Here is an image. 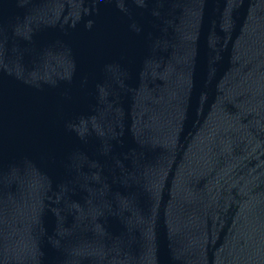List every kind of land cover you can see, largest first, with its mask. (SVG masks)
Returning <instances> with one entry per match:
<instances>
[{
	"label": "water",
	"instance_id": "95a60500",
	"mask_svg": "<svg viewBox=\"0 0 264 264\" xmlns=\"http://www.w3.org/2000/svg\"><path fill=\"white\" fill-rule=\"evenodd\" d=\"M0 264H264V0H0Z\"/></svg>",
	"mask_w": 264,
	"mask_h": 264
}]
</instances>
